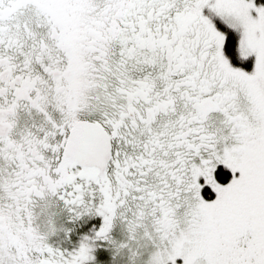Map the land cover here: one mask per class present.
Returning <instances> with one entry per match:
<instances>
[{"label":"snow or ice","instance_id":"snow-or-ice-1","mask_svg":"<svg viewBox=\"0 0 264 264\" xmlns=\"http://www.w3.org/2000/svg\"><path fill=\"white\" fill-rule=\"evenodd\" d=\"M0 264H264V0H0Z\"/></svg>","mask_w":264,"mask_h":264}]
</instances>
